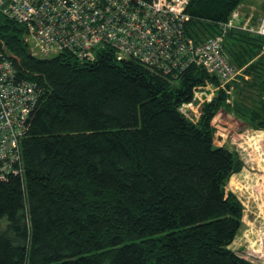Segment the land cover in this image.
Here are the masks:
<instances>
[{
    "label": "trees",
    "instance_id": "obj_1",
    "mask_svg": "<svg viewBox=\"0 0 264 264\" xmlns=\"http://www.w3.org/2000/svg\"><path fill=\"white\" fill-rule=\"evenodd\" d=\"M242 2L190 0L185 34L214 37ZM263 47L262 36L226 33L223 53L248 77L235 90L264 96ZM0 53L41 92L20 142L23 174L0 181V264H255L231 249L244 206L226 188L243 162L213 141L224 110L264 131V97L228 106L220 90L195 122L181 107L216 82L201 68L169 75L108 46L94 61L41 59L1 13Z\"/></svg>",
    "mask_w": 264,
    "mask_h": 264
},
{
    "label": "built area",
    "instance_id": "obj_2",
    "mask_svg": "<svg viewBox=\"0 0 264 264\" xmlns=\"http://www.w3.org/2000/svg\"><path fill=\"white\" fill-rule=\"evenodd\" d=\"M189 1L0 0V13L23 27L32 56L41 59L69 51L94 61L96 52L108 46L118 60L135 59L169 75L190 65L201 68L216 82L196 89L193 101L180 109L186 116L190 107L198 114L220 90L231 94L232 82L240 77L248 79L223 53L226 33L239 29L264 37V16L253 27L233 13L219 25V34L196 43L184 30ZM40 93L36 84L17 80L12 63L0 53V181L23 174L20 142Z\"/></svg>",
    "mask_w": 264,
    "mask_h": 264
},
{
    "label": "rangeland",
    "instance_id": "obj_3",
    "mask_svg": "<svg viewBox=\"0 0 264 264\" xmlns=\"http://www.w3.org/2000/svg\"><path fill=\"white\" fill-rule=\"evenodd\" d=\"M244 1L254 8L253 14L264 16V0ZM255 24L256 22L251 25ZM240 86L246 89L239 92L233 88L230 90L231 94H227V100L231 102L228 106L236 100L241 101L246 107L253 105L257 108L261 97H264L263 94H259L260 91L255 87H246V84ZM190 108H192L191 119L196 122L200 112L196 114L195 107ZM215 127L214 148L225 146L236 152L243 162V170L232 177L231 185L228 184L226 188L227 191L234 193L244 206V227L231 245L233 251L243 255L244 249L249 250L253 247L256 250L264 240V131L255 130L238 120L231 110H224L218 115ZM251 228L260 234L259 240L252 237L253 235L250 237L247 233ZM260 256L262 257L260 264H264V255Z\"/></svg>",
    "mask_w": 264,
    "mask_h": 264
},
{
    "label": "crops",
    "instance_id": "obj_4",
    "mask_svg": "<svg viewBox=\"0 0 264 264\" xmlns=\"http://www.w3.org/2000/svg\"><path fill=\"white\" fill-rule=\"evenodd\" d=\"M253 9L254 8L252 6H250L249 3H245V1L243 0L242 4L236 9V11L234 13L237 15L241 24L245 23L246 21H250L252 24V23L257 22V20L260 18L259 16H256L255 14H253V11H254ZM239 173H237V174H239ZM237 174H235V175H237ZM230 184H231V181H230ZM243 227H244V216L242 219V227L239 231V234L242 232ZM247 233L250 235V237L253 235L252 237H256L258 240L260 239V234L256 230H253V228H251V230H248ZM238 235H237V237H238ZM252 244H255V242H252ZM258 246L259 247L256 250L253 247L249 248V250L244 249V254L239 255V256H241V257L245 258L246 260H249L255 264H260L261 263L260 260L262 259V257L260 255H262V256L264 255V252H261V251H264V240H262L261 244ZM250 249H251V251H250Z\"/></svg>",
    "mask_w": 264,
    "mask_h": 264
},
{
    "label": "bare ground",
    "instance_id": "obj_5",
    "mask_svg": "<svg viewBox=\"0 0 264 264\" xmlns=\"http://www.w3.org/2000/svg\"><path fill=\"white\" fill-rule=\"evenodd\" d=\"M113 50V49H112ZM114 56H115V54H114ZM78 58V57H77ZM79 59V58H78ZM39 98V97H38ZM21 145V144H20ZM21 148V147H20ZM23 155V154H22ZM20 174V173H19ZM19 176V175H18Z\"/></svg>",
    "mask_w": 264,
    "mask_h": 264
},
{
    "label": "water",
    "instance_id": "obj_6",
    "mask_svg": "<svg viewBox=\"0 0 264 264\" xmlns=\"http://www.w3.org/2000/svg\"><path fill=\"white\" fill-rule=\"evenodd\" d=\"M30 55L32 56L31 52H30Z\"/></svg>",
    "mask_w": 264,
    "mask_h": 264
}]
</instances>
